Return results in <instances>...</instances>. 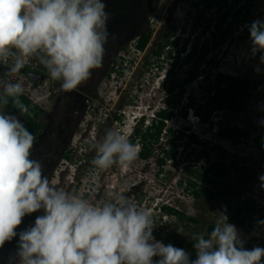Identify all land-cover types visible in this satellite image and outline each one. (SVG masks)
Here are the masks:
<instances>
[{
	"label": "rangeland",
	"instance_id": "374dc122",
	"mask_svg": "<svg viewBox=\"0 0 264 264\" xmlns=\"http://www.w3.org/2000/svg\"><path fill=\"white\" fill-rule=\"evenodd\" d=\"M101 2L109 34L103 66L72 92L59 94L60 82L53 80V95L30 106L41 110L35 118L43 128L48 122L45 116L51 115L40 138L41 149L31 152L30 159L42 164L51 186L93 203L111 199L110 194L129 197L150 211L156 225L153 233L166 231L163 237L169 241L160 242L184 249L190 259L196 253L194 234L207 238L221 212L237 228L246 249L264 248V223H260L264 182L259 179L264 175V52L252 51L249 31L254 21H264V0ZM171 40L176 45L169 44ZM153 51H159V57ZM191 71H197V76L186 82ZM26 74L18 80H30ZM216 74L238 82L229 109L221 102L222 110L205 107L206 87ZM162 107L172 114L166 128L181 129L186 136L172 141L167 129L168 134L163 131L152 140L147 159L140 156L130 169L114 165L96 175L91 163L96 153L90 146L101 142L111 129L130 138L143 115L150 120L153 111ZM224 126L243 127L246 134L242 140L229 141L218 135ZM190 135L196 142L186 147ZM218 146L228 149L227 157L220 155ZM170 149L175 165L173 157L163 153ZM180 179L187 186L180 185ZM207 179L215 180L214 184ZM198 186L213 194L195 195ZM163 203L198 223L160 216ZM246 207H252L249 214ZM236 212L244 219L241 225L234 220ZM43 214V210L36 212V218ZM29 217L17 227V236L0 248V264L18 260L14 243L20 232L34 226L36 218L28 222ZM171 230L179 234L176 241L168 238Z\"/></svg>",
	"mask_w": 264,
	"mask_h": 264
},
{
	"label": "clouds",
	"instance_id": "9594fccd",
	"mask_svg": "<svg viewBox=\"0 0 264 264\" xmlns=\"http://www.w3.org/2000/svg\"><path fill=\"white\" fill-rule=\"evenodd\" d=\"M107 20L101 0H0V65L15 77L39 60L62 91L72 92L103 66ZM249 31L252 51L264 52V21H254ZM23 94L22 84L12 79L0 91V248L17 236L26 215L44 214L19 233L15 264H261L264 248L246 249L224 212L207 238L194 234L191 260L184 249L155 240L151 214L129 197L110 194L93 203L51 186L42 164L30 159L36 138L4 111L11 100L22 116L31 117ZM90 148L96 175L114 165L130 169L140 152L139 143L118 129ZM259 179L264 182V175Z\"/></svg>",
	"mask_w": 264,
	"mask_h": 264
},
{
	"label": "trees",
	"instance_id": "16d2710c",
	"mask_svg": "<svg viewBox=\"0 0 264 264\" xmlns=\"http://www.w3.org/2000/svg\"><path fill=\"white\" fill-rule=\"evenodd\" d=\"M146 2V0H145ZM140 3V4H146L145 3ZM145 37V35H143ZM140 39V37L138 38ZM169 44L171 45H176V41L171 40L168 41ZM161 45H159L160 47ZM153 53L159 57L160 52H155L153 51ZM194 54V53H193ZM41 67L43 69L44 66L42 64H40ZM197 76V71L192 72L189 74V78L186 80V82H190L192 80H194ZM206 77L208 78V74H206ZM204 78V77H203ZM237 80L234 77H230L227 75H221V74H216L214 76V80L210 83L211 85L207 86L206 88L208 89V94L209 96L207 97V99L205 100V107L207 109H211L213 111L216 110H222L220 108L221 103L224 104L225 109H229L231 107V103L233 100H236V97L234 99V94L238 92L239 88L237 85ZM60 94V92H59ZM233 97V99H232ZM21 101L27 105L29 107V111L32 113L31 117H28L27 115L22 116L18 110H16L11 102V100H9V104L7 105V107L5 108V114H10V115H19L20 116V122L24 124L25 128L34 135V137L36 138L35 141L37 140V135L39 134V132L41 131V129L43 128V125L38 121V119L35 118L36 114L40 113L41 110L39 108L33 109L30 108V99L23 94L21 96ZM192 100V98H191ZM221 102V103H219ZM188 104V103H187ZM19 113V114H18ZM172 116V114L170 113V110L168 107H162L160 109H156L155 111H153V116L151 117L150 120H147V117H145V115H143V117H141L137 122L135 127V131L134 134L129 138L133 143H137L136 140H138V142H140L141 147L140 148V152H139V157L141 156L144 159H147L149 156V146L151 147L152 144V140L154 139H158V137L162 134V132L164 131L166 134H168L167 129L170 132V138L173 140L175 138L177 139H182L184 136L182 133L181 129H172L175 128L173 126H167L166 128V123H168V119L169 117ZM146 121H148L146 123ZM166 124V125H165ZM166 128V129H165ZM176 132V134H175ZM246 133V129L243 127H239V126H234L232 128L229 127H222L219 131H218V135L221 138L227 139L229 141H235V140H242V138L245 136ZM175 134V135H174ZM191 139L189 140L188 143H186V147H189V145H191L192 143L196 142V137L193 135H190ZM176 140V139H175ZM170 141V143L172 142ZM216 149H218L220 155H222V157H227L229 152L228 149H225L221 146L216 147ZM174 151L173 150H164V154L167 155V157L172 156L173 160L171 162H174ZM163 161V160H161ZM177 162H174L172 165H175ZM190 174H194V171H189ZM208 182H215V180L213 179H207ZM179 184L183 185L185 184V186H187V183H183L182 180H179ZM214 184V183H213ZM196 187V185H194ZM218 186V185H217ZM201 193H209V194H213L211 191L206 190L204 187L198 186V192H195V195H200ZM245 208V207H244ZM247 212L245 214H249L250 211H252V207H246ZM159 211H160V216L166 215V216H173V217H177L179 220L181 221H186L187 223H192V224H196L198 223V221L192 217H186V215L180 211L175 210L174 208H169L168 206H166L165 203L161 204L159 206ZM167 211V212H166ZM168 214V215H167ZM234 220L236 222H238V225H241L244 222V219L242 216H240V213H235L234 214ZM34 218H36V213H33L30 215L29 217V221L28 222H32L34 220ZM256 219H260V217L258 216ZM215 226L211 227L209 229V235L211 233V231L214 229ZM163 233L165 234L166 231L163 232H154L153 236L156 240L158 241H162L164 243H167L169 240L168 239H164L163 237ZM169 234L168 238H170L171 240L176 241L179 238V234L177 232H174L173 230L167 232ZM18 243H19V236L16 239V242L14 243V246L18 247ZM195 249V248H194ZM196 251V250H195ZM196 259V253L191 255V260H195ZM262 260H264V258H262ZM263 261H261L262 263Z\"/></svg>",
	"mask_w": 264,
	"mask_h": 264
},
{
	"label": "built area",
	"instance_id": "2783aa9c",
	"mask_svg": "<svg viewBox=\"0 0 264 264\" xmlns=\"http://www.w3.org/2000/svg\"><path fill=\"white\" fill-rule=\"evenodd\" d=\"M8 67L7 65H0V91H2V86L5 81L8 79H12L14 82H20L24 88V94L30 99V106L33 104L40 105L39 101L42 99L48 100L50 96L53 95V80L48 75L47 71H45L41 65L39 60H32L24 69L21 70L19 74L15 77L8 76ZM27 70L29 73L26 74ZM30 77L26 79V82L18 80L19 77H23L24 75ZM37 84L35 87L34 85ZM38 93L36 98L35 94ZM3 107V106H1ZM157 207V205L155 204ZM146 208V205H144ZM150 213V211H149Z\"/></svg>",
	"mask_w": 264,
	"mask_h": 264
},
{
	"label": "flooded vegetation",
	"instance_id": "af4514ba",
	"mask_svg": "<svg viewBox=\"0 0 264 264\" xmlns=\"http://www.w3.org/2000/svg\"><path fill=\"white\" fill-rule=\"evenodd\" d=\"M0 110H3V107H1L0 106ZM19 114V113H18ZM15 116L17 117V119L19 120L20 119V116L19 115H16L15 114ZM51 115H49V114H47L46 116H45V119H47L48 120V122L46 123V125H45V127L43 128V130L41 129V131L39 132V134L37 135V142L35 143L34 142V145H33V148H32V150H31V152H36L37 151V149L38 150H40L41 149V145H40V147H38V145L40 144L39 142H40V138H42V137H44V135H45V130H46V127H47V124L49 123V122H51V117H50ZM46 120V121H47ZM39 121V120H38ZM246 134V133H245Z\"/></svg>",
	"mask_w": 264,
	"mask_h": 264
},
{
	"label": "water",
	"instance_id": "95a60500",
	"mask_svg": "<svg viewBox=\"0 0 264 264\" xmlns=\"http://www.w3.org/2000/svg\"><path fill=\"white\" fill-rule=\"evenodd\" d=\"M34 86L36 87V86H37V84H35ZM60 91H61V87H60V89L58 90V93H59Z\"/></svg>",
	"mask_w": 264,
	"mask_h": 264
}]
</instances>
